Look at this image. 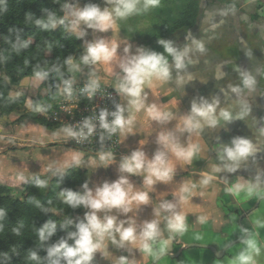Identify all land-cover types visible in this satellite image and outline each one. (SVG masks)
I'll return each mask as SVG.
<instances>
[{
    "label": "clouds",
    "instance_id": "9594fccd",
    "mask_svg": "<svg viewBox=\"0 0 264 264\" xmlns=\"http://www.w3.org/2000/svg\"><path fill=\"white\" fill-rule=\"evenodd\" d=\"M58 11L42 8L41 15L25 13V24H34L42 31L54 32L60 27L65 33L82 41L83 52L76 58L68 55L63 61L49 65H33L34 78L40 82L55 77L53 87L65 98H72L77 80L74 73L87 71L86 83L81 93L88 100L98 95L111 99V94L100 95L103 78L97 72V66L108 67V75L114 80V89L118 100L113 101V110L101 107L94 114L84 117L76 123L59 128L53 135L77 144H84L98 139L100 149L94 158L76 151L65 159H53L44 169L45 176H26L17 173L15 184L23 187L31 183L37 189H48L53 177H58L57 185L69 174L70 169L99 168L107 169L114 164L115 155L106 147V142L113 136L127 132L133 133L135 113L144 112L155 124L166 126L179 119L175 128L155 133L156 149L149 156L137 147L120 158L117 164L118 176L114 180H104L90 186V179L85 180L79 190L68 187L60 188L55 193L63 205L75 211L84 209L82 216H65L60 226L63 235L54 241L58 222L47 220L36 227L37 245L26 251L29 264H95L97 254L110 264H137L136 253L153 264L168 251V245L176 237L188 230L186 216L182 205L187 201L193 189L206 188L216 174L225 176V191L234 199L249 201L255 197L264 200V169L258 170L251 178L241 176L235 182L228 183L227 178L237 174L250 159H254L258 147L249 137L235 136L229 143H220L215 151L216 164L209 174L200 177L198 184L184 183L179 190L171 194L172 199H161L156 206H151V190L157 184H168L175 177L176 169L170 164V153L192 164L202 152L200 144L191 142L193 136L201 135L208 129L226 126L234 121H247L264 136V117L253 116L251 98L264 95L259 82L264 78V65L250 68L236 66L231 71L236 74V82L227 83L218 88L211 96H197L190 102V107L179 118L170 111H162L155 99H150L153 84L169 85L175 83L183 87L193 80L189 67L200 61L207 53L206 41L194 36L190 31L185 36V43L178 45L171 39H158L163 51H156L142 45H133L130 40H112L102 33H114L120 21L142 16L160 5V0H102V3L88 0L81 5L80 0H52ZM8 10V0H0V15ZM236 7L226 6L218 13L223 18L236 14ZM218 27L213 22L211 29ZM89 30L93 39H86ZM22 29L11 28L5 38L16 54L29 48L32 40L21 38ZM13 35L15 38L13 39ZM51 50V46H49ZM244 55L252 61L253 51L243 49ZM8 57L0 54V64L6 63ZM227 61L212 65L211 71L215 81H225L229 72ZM65 71L70 74L65 78ZM206 82V81H205ZM19 95V94H18ZM14 102V101H13ZM51 105L34 103L32 110L43 114ZM141 177L145 190H134L131 177ZM41 212L57 215L49 207V200L42 204L34 197L28 199ZM152 207L150 219L139 218L142 206ZM8 213L0 208V222ZM208 216H199L201 225L209 221ZM251 227L239 225V248L227 264H259L258 258L264 254V241L257 238L264 230V218L250 221ZM23 224L13 227L15 236L21 235ZM3 224L0 223V231ZM115 248L127 253L116 256L110 250ZM41 250L45 255L41 256ZM19 255L13 248L11 252H0V264H12V256Z\"/></svg>",
    "mask_w": 264,
    "mask_h": 264
},
{
    "label": "crops",
    "instance_id": "0c3cea01",
    "mask_svg": "<svg viewBox=\"0 0 264 264\" xmlns=\"http://www.w3.org/2000/svg\"><path fill=\"white\" fill-rule=\"evenodd\" d=\"M81 5L83 3L80 1ZM102 3V1H101ZM234 5L237 9L235 15L223 18V23H219L220 17L216 15L226 6ZM136 18V17H131ZM118 22L117 30L114 33H102L99 35L108 36L112 40H130L135 45H142L153 49L146 40L138 34V30L132 28L130 19ZM215 22L218 27L211 29V24ZM144 22H140L142 27ZM137 30V31H136ZM206 41L207 53L200 58L198 63L189 67V72L193 74V80L183 87H177L175 83L169 85L153 84L151 97L159 105L162 111H170L179 116L187 111L190 102L197 96H211L218 91V88L227 83L236 82V74L231 71L237 65L243 68H250L264 65V0H201V9L196 24L186 30L180 31L172 36L178 45L185 43V36L188 32ZM86 39H93L91 30ZM249 48L253 51V59L250 61L243 52ZM154 50V49H153ZM160 51H163L161 48ZM219 61H227L228 67L225 69L229 76L225 81H215L212 65ZM88 69L77 76L87 78ZM98 74L103 78L102 84L114 86V80L108 75V67L97 66ZM206 81V82H205ZM42 82L36 80L34 76H28L21 80L20 87L38 88L41 94H45ZM259 86L264 89V78L260 79ZM254 117H264V95H257L251 98ZM17 112V111H16ZM19 112V113H18ZM19 116L21 111H18ZM15 114L13 112L10 115ZM133 133L120 134L122 155L115 157L114 164L107 169L84 168L90 176V186L104 180H114L118 176L117 164L120 158L130 153L137 147L142 148L149 156L155 151V133L175 128L179 124V119L171 124L161 126L150 121L144 112L135 113ZM9 118V117H8ZM8 120V119H6ZM18 128H21V123ZM59 128L43 129L49 139L37 146L31 134H13L11 126L4 124L0 126V179L8 185L18 187L15 184L17 173L26 176L37 174L45 175L44 169L53 159H65L76 151L81 152L86 158V152L65 143L63 138L55 137ZM45 130V131H44ZM21 131V129H20ZM24 133V132H23ZM23 135V137H22ZM31 136V137H30ZM235 136L249 137L257 145L258 151L254 159H250L241 167V170L228 177V183L235 182L241 176L251 178L255 173L264 169V136L258 130L249 125L247 121L237 120L233 123L220 126L216 129H208L198 136H193L191 142L200 144L202 152L197 156L192 164L186 165L184 161L178 159L170 153V164L176 169L175 177L168 184H157L151 190V206L158 205L163 198L172 199L171 194L176 193L182 184H198L199 178L209 174L211 168L216 164L215 151L220 143H229ZM36 144V145H35ZM35 147L33 149L32 147ZM32 148V149H31ZM134 190H145L141 177H131ZM225 176L216 174L213 181L206 188L193 189L191 197L182 205V211L186 216L188 230L182 235L173 239L168 245L166 254L155 262V264H227V261L234 257L239 246L238 228L239 225L251 227L250 221L258 217L264 218V200L255 197L249 201H239L226 193ZM142 206L139 218L150 219L152 217V207ZM83 209L77 216H82ZM208 216L207 223H198L199 216ZM264 241V230H260L257 238ZM207 245L216 249L215 253ZM114 255H126L122 250L110 248ZM137 264H151L153 261L136 253ZM259 264H264V254L258 258ZM95 264H110L109 261L100 258L99 253Z\"/></svg>",
    "mask_w": 264,
    "mask_h": 264
},
{
    "label": "trees",
    "instance_id": "16d2710c",
    "mask_svg": "<svg viewBox=\"0 0 264 264\" xmlns=\"http://www.w3.org/2000/svg\"><path fill=\"white\" fill-rule=\"evenodd\" d=\"M83 4L88 0H80ZM102 0H93L101 3ZM58 5L52 0H8V10L0 15V54L8 57L6 63L0 64V70L8 77L0 76V113L9 115L25 102L24 96L11 95V81L20 83L21 80L33 75V65L41 63L42 65H51L58 61H63L68 55L78 58L83 52L82 41L77 40L73 35L65 33L60 27L54 32L42 31L34 24H25V13L31 12L36 16L41 15L42 8L53 9L58 11ZM201 9V0H160V5L152 9L149 13L136 16L130 19L132 28L137 29L138 34L148 42L156 51L161 50L157 41L160 38L171 39L174 34L180 31H186L192 28L197 20ZM144 22L140 27V22ZM123 22V21H120ZM22 29L21 38L32 40L28 49L19 54L12 51L11 46L6 42L9 35V29ZM136 30V31H137ZM13 39L15 36L13 35ZM51 46V50H49ZM70 74L65 71V78ZM73 75H76L74 73ZM56 82L55 77L49 81L42 82L41 85L47 90L44 97H39L43 105H51L50 112L56 102L58 91L53 84ZM14 101V102H13ZM34 103H37L36 99ZM21 119H29L38 122L46 127L54 125L43 114L34 112H23ZM85 170L70 169L60 185H57L58 177H53L48 189H37L31 183L23 187H11L0 182V208L7 211V217L0 223L3 224V230L0 231V252H11L13 248L19 255L12 256V264H29L26 260V251L37 245L35 234L36 227L42 226L49 219L56 220L57 233L52 238L54 241L63 235L60 222L65 216L78 215L82 209L75 211L63 205L56 199L55 193L60 188L68 187L73 190H79L80 185L84 182ZM42 178L45 175H40ZM14 192V193H13ZM34 197L42 204L51 200L49 207L56 210L57 215L51 212L43 213L34 204L28 203V199ZM23 224L21 235L15 236L11 230L19 224ZM40 255L45 253L41 250Z\"/></svg>",
    "mask_w": 264,
    "mask_h": 264
},
{
    "label": "built area",
    "instance_id": "2783aa9c",
    "mask_svg": "<svg viewBox=\"0 0 264 264\" xmlns=\"http://www.w3.org/2000/svg\"><path fill=\"white\" fill-rule=\"evenodd\" d=\"M73 76L77 80V83L72 98H65L58 93L53 109L46 114L47 119L54 125V127L61 128L64 125L79 122L84 117L94 114L95 111H98L101 107H108L109 110H113V101L119 99L111 86L102 84L100 95L110 93L112 98L108 99L106 96L102 98L98 95L95 99L88 100L80 91L86 83V77L77 75ZM65 143L81 149L93 156H96L100 149L98 139H93L84 144H77L71 140L67 142L65 141ZM106 147L114 153L115 157L121 156L122 147L120 134L113 136L110 141H107Z\"/></svg>",
    "mask_w": 264,
    "mask_h": 264
},
{
    "label": "rangeland",
    "instance_id": "374dc122",
    "mask_svg": "<svg viewBox=\"0 0 264 264\" xmlns=\"http://www.w3.org/2000/svg\"><path fill=\"white\" fill-rule=\"evenodd\" d=\"M0 76H4V77H6L8 79V77L1 70H0ZM10 82H11V95H13V96H24L25 97V102H24L23 106L19 107L17 110L14 111L15 114H13V115H10V114L9 115H4V114L0 113V126L1 125L3 126L5 123L8 124L9 126H11V129L13 130L12 133L15 134V135L16 134L18 135V134H21V133L23 135H25L26 134L25 131L26 130L29 131V132H27V136L26 137H28V134H31L34 137V140H35V142H36V144L38 146L43 141L49 139L48 135H46L45 132H43V129H46L48 127H46L45 125H43L41 123L33 122V121L29 120V119H21V115L22 114H20L19 116H16L17 115L16 113L18 111H21V113H23L25 111L26 112L31 111L32 110V105L34 104V100L35 99H36L37 103L43 104L39 97H44L47 94V90L44 92L45 94L42 95L41 92L39 91L40 89H38V88H34L33 89L32 85H31V87H28V89H23V88L20 87V83H15V82H13L11 80H10ZM47 113H48V111L44 112L43 115L46 116ZM6 119H8V120H6ZM16 122L21 123V128H18V123H16ZM50 128H53V127H50ZM20 129H21V131H20ZM23 135H22V137H23ZM32 148L35 149L34 146ZM89 157L94 158L95 156L90 155V154H86V158H89ZM82 169L85 170V173H86L84 175V181L90 179V176H88V171L86 169H84V168H82ZM37 175H41V174H37ZM0 182L8 185L6 182H3L1 179H0ZM11 187H13V186H11Z\"/></svg>",
    "mask_w": 264,
    "mask_h": 264
},
{
    "label": "water",
    "instance_id": "95a60500",
    "mask_svg": "<svg viewBox=\"0 0 264 264\" xmlns=\"http://www.w3.org/2000/svg\"><path fill=\"white\" fill-rule=\"evenodd\" d=\"M209 248H211L215 253H217V251H216V249L214 248V247H212V246H209V245H207ZM151 264H153V263H151Z\"/></svg>",
    "mask_w": 264,
    "mask_h": 264
}]
</instances>
